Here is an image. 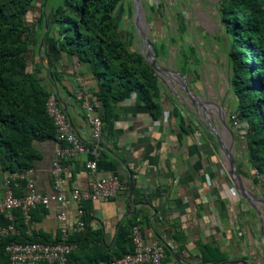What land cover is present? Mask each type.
Instances as JSON below:
<instances>
[{"label": "crops", "instance_id": "1", "mask_svg": "<svg viewBox=\"0 0 264 264\" xmlns=\"http://www.w3.org/2000/svg\"><path fill=\"white\" fill-rule=\"evenodd\" d=\"M157 14L163 15V11L157 9ZM177 18L175 35L166 22L150 26L152 35L163 39L168 48L167 57L157 59L159 65L173 71L160 74L158 117L147 105L138 103L136 94L131 92L118 103L110 124L104 122L97 142L101 157L95 177L87 167L93 160L90 154L64 157L61 161L66 169L61 189L67 196L75 189L89 191L95 178L116 175L128 184L127 190L121 189L113 198L82 202L87 228L70 235L77 246V264L87 263L101 252L129 251L131 246L126 243L119 247L120 229L127 220L134 219L140 220L147 243L165 247L164 264H210L203 260L209 247L220 249L227 256L225 261L264 264V205L260 201L264 200V192L249 161L247 132L244 127L233 125L232 115L236 113L232 99H213L192 67L197 60L196 51L184 39L186 26ZM119 34L143 54L144 48L146 52L135 26L120 23ZM73 68L63 74L55 94L66 109L73 132L84 143L95 144L83 100L78 96L79 79L83 78ZM88 89L89 98L94 101L93 86ZM96 114L104 119L103 108ZM35 147L39 156L31 176L39 193L53 196L56 189L52 164L63 144L48 139L35 142ZM228 152L251 203L240 194L237 180L232 179ZM10 173L0 168V200L4 178ZM26 191L24 182L16 184V195ZM65 209L68 223L74 227L78 206L69 198ZM59 211L60 205L55 201L48 207L39 206L32 211V221L26 224L22 211L15 209L10 214H0V224L12 223L18 237L25 241L55 242L61 238ZM92 264H104V260Z\"/></svg>", "mask_w": 264, "mask_h": 264}, {"label": "trees", "instance_id": "2", "mask_svg": "<svg viewBox=\"0 0 264 264\" xmlns=\"http://www.w3.org/2000/svg\"><path fill=\"white\" fill-rule=\"evenodd\" d=\"M149 8L156 13L155 5ZM124 10L123 0H0L2 170L31 169L39 156L35 142L57 139L46 102L75 64L78 75L93 86L91 102L96 113L104 109L103 122L110 124L118 103L131 92L158 117L160 78L144 54L119 34L118 14ZM218 14L221 33L216 39L227 59L234 112L247 132L250 164L264 173V0H220ZM165 22L164 15L157 14L151 24ZM151 39L157 59L167 57L163 39L153 35ZM123 186L127 190V181ZM84 222L87 228L88 220ZM136 222L127 220L120 229L119 247L126 243L129 251L101 252L84 264L99 259L106 263L131 253V227ZM11 242L25 240L10 237L0 240V246ZM206 249L203 260L210 264L227 259L218 248ZM76 259L73 252L68 264H77ZM0 264H10L3 249Z\"/></svg>", "mask_w": 264, "mask_h": 264}, {"label": "built area", "instance_id": "3", "mask_svg": "<svg viewBox=\"0 0 264 264\" xmlns=\"http://www.w3.org/2000/svg\"><path fill=\"white\" fill-rule=\"evenodd\" d=\"M78 64L74 65L73 71L77 73ZM78 96L83 100V109L86 118L91 126L93 147L84 143L72 130L67 113L64 111L59 98L55 92L51 93L46 102V111L55 126L57 140L63 147L56 151V157L52 164V179L56 193L47 196L37 191L34 179L31 176V169L11 172L4 178V195L0 200V214L11 213L15 209H20L26 224L32 221V211L39 206L48 207L53 201L60 205L58 220L61 224V238L55 242H11L0 246V250L8 255L10 264H68L70 255L77 246L70 240L72 231L82 232L86 229L83 220L82 202L107 200L115 197L124 188L123 181L116 175L106 178H95L89 191L73 190L69 196L61 189L63 173L66 170L61 161L64 157L70 159L79 154H90L93 160L87 163L90 174L95 177L98 161L101 157L97 142L100 141L103 133V119L96 114L94 106L89 98L88 83L79 79ZM233 125L245 127L239 121L237 115L232 116ZM254 172L258 178L264 192V173H260L256 168ZM18 182H24L26 193L24 195L15 194V186ZM72 199L78 206V220L74 227L68 223L66 205L68 199ZM133 240V251L104 264H164L166 250L163 246L155 243H147L142 231L140 220L131 227ZM18 236V230L10 223L0 224V240Z\"/></svg>", "mask_w": 264, "mask_h": 264}, {"label": "rangeland", "instance_id": "4", "mask_svg": "<svg viewBox=\"0 0 264 264\" xmlns=\"http://www.w3.org/2000/svg\"><path fill=\"white\" fill-rule=\"evenodd\" d=\"M146 21L143 30L149 38L152 32L150 26L156 13L150 10L155 5L163 11L165 21L172 33L178 26V18L186 26L183 34L190 47L196 51L197 60L192 64L197 69L199 78L204 86L209 89L214 97L233 98L229 91L228 68L226 56L221 52L217 42V36L221 33V25L218 14L220 0H141ZM125 10L118 14L121 24L129 22L134 25V0H123ZM130 10V14H129ZM159 21V20H158ZM139 38L142 39L139 35ZM145 55V48L143 50ZM174 51H172V55ZM173 65V64H172ZM173 67V66H172ZM170 69V68H169ZM172 70L174 69L171 68Z\"/></svg>", "mask_w": 264, "mask_h": 264}, {"label": "water", "instance_id": "5", "mask_svg": "<svg viewBox=\"0 0 264 264\" xmlns=\"http://www.w3.org/2000/svg\"><path fill=\"white\" fill-rule=\"evenodd\" d=\"M134 5H135V12H134V25L136 28L137 33L140 35V37L142 38V41L145 43L146 46V52L144 55L145 60L151 64V66L153 67V69L155 70L156 74L159 76L160 78V74L162 73H171L173 71L169 70L168 68H163L162 66L159 65L158 61H157V57H156V52L154 49V43L153 40L151 38H149L147 36V34L144 32L143 30V25L146 21V18L144 16V12H143V4L141 0H134ZM42 47V44H41ZM182 78L184 79V76L181 74ZM184 87L186 88V91L189 92V87L187 82L184 79ZM56 89V88H55ZM64 111L66 112V109H64ZM230 154V152H228ZM230 165H231V174H232V179L233 180H237L236 184L239 188V192L240 194L244 197V199L251 203V199L248 197V193L246 192L244 185L241 181L239 172L236 169L235 166V160L232 157V154H230ZM236 178V179H235ZM132 188L131 186V182H130V189ZM261 203H263L264 205V200H260ZM170 250V249H169ZM179 261V260H178ZM179 264H185L182 261H179ZM220 264H249L247 261L245 260H228L225 262H222Z\"/></svg>", "mask_w": 264, "mask_h": 264}]
</instances>
